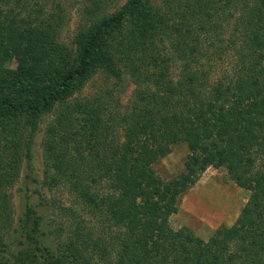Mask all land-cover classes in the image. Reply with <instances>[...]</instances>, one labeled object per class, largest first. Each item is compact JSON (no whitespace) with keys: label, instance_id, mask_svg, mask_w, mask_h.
Here are the masks:
<instances>
[{"label":"trees","instance_id":"1","mask_svg":"<svg viewBox=\"0 0 264 264\" xmlns=\"http://www.w3.org/2000/svg\"><path fill=\"white\" fill-rule=\"evenodd\" d=\"M87 1L90 28L72 55L60 4L0 0V259L9 189L25 162L24 188L39 191L33 145L56 113L43 142L49 180L65 183L100 229L64 209L72 231L63 252L36 246L41 264H264V0ZM97 67L133 81L126 114L101 96L69 101ZM179 143L189 149L185 171L166 181L154 165ZM210 167L251 194L237 221L206 241L170 218ZM42 205H26L25 240L44 224Z\"/></svg>","mask_w":264,"mask_h":264},{"label":"rangeland","instance_id":"2","mask_svg":"<svg viewBox=\"0 0 264 264\" xmlns=\"http://www.w3.org/2000/svg\"><path fill=\"white\" fill-rule=\"evenodd\" d=\"M41 4L46 3L47 8L60 4L64 9L66 23L61 30V42L69 53L75 55L77 52L76 38L90 28L89 21L84 10L88 5L87 0H38ZM126 0L118 1L119 5ZM160 3L162 0H153ZM117 8L110 6L108 13ZM12 69L18 67L13 57L8 63ZM119 71H122L119 69ZM92 77L85 81L79 80L74 86V95L69 98L70 102L75 100H87L101 96L105 101L112 102L113 111L119 116L129 111L134 98L135 85L131 78L122 71L121 78L106 73V70L97 67ZM174 75L178 70L173 69ZM107 92L109 95H107ZM56 113L47 115L42 120L39 133L35 137L33 145L34 173L38 179V186H33L39 191L35 194L24 188L25 162L20 179L9 189L11 196V207L13 210V221L11 226L3 232V238L7 244L4 257L0 259L7 264H41L36 246L41 249L50 245L55 254L63 252L62 244L68 240L72 231V216L69 211L73 209L85 220L87 226L99 230L96 218L80 206L79 201L70 192L65 183L54 184L49 179L48 170L44 158V133L45 129L54 120ZM189 155L188 146L184 143L172 147L171 153L159 160L154 165V170L164 180H169L185 171V163ZM32 189V188H31ZM250 191L238 186L229 177L224 168H208L200 179L192 185L178 200V211L170 218V225L174 230L188 227L196 236L203 240H209L213 233L225 226H232L239 218L243 207L250 198ZM35 204L42 202L40 214L43 217V226L38 232H33L35 239L25 240L27 229L31 230L32 222H27V203ZM67 212V213H65ZM22 234V235H21ZM33 247V248H32ZM39 247V248H40ZM18 260V261H17Z\"/></svg>","mask_w":264,"mask_h":264}]
</instances>
